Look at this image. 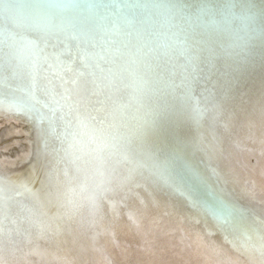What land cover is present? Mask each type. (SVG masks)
Returning <instances> with one entry per match:
<instances>
[{
    "label": "bare ground",
    "instance_id": "1",
    "mask_svg": "<svg viewBox=\"0 0 264 264\" xmlns=\"http://www.w3.org/2000/svg\"><path fill=\"white\" fill-rule=\"evenodd\" d=\"M0 165V264H264V0H0Z\"/></svg>",
    "mask_w": 264,
    "mask_h": 264
},
{
    "label": "water",
    "instance_id": "2",
    "mask_svg": "<svg viewBox=\"0 0 264 264\" xmlns=\"http://www.w3.org/2000/svg\"><path fill=\"white\" fill-rule=\"evenodd\" d=\"M14 164V163H13ZM1 166V165H0ZM23 168H25V165L24 166H21L20 168H17V171H20V170H22ZM1 180V179H0ZM1 189V188H0ZM13 194V193H12ZM15 195V194H14ZM21 195H15V197L16 198H18V197H20ZM2 199H4V198H2ZM22 203H25V200H24V198L23 197H21L20 199H19ZM18 204L21 206V204H20V202H18ZM24 219V221H23V225L25 224V223H27L28 222V220H26V219H29V220H32V216L31 217H29L28 218V214H25V215H23V216H21V217H18L17 218V222H19V221H21V220H23ZM13 237H17V234H13ZM13 237H12V239H13ZM206 243H208L207 241H206ZM205 243V244H206ZM208 245H209V243H208ZM208 248V247H207ZM214 251H215V253H216V250H215V248L213 247L212 248ZM148 250H150V248L148 249ZM10 254H11V256L9 257V258H7L6 260H3V261H7V260H10L11 258H13V257H15L17 254H18V252H19V249H17V248H15L14 250H10V251H8ZM6 253L5 255H10L9 253ZM197 253V255H196V257H191V256H188V257H190V258H197V259H201V256H202V254L201 253H199V252H196ZM212 250H211V248H208V251L207 252H203V258H206L207 257V255H209V256H211V257H219L218 259L216 258L215 260L217 261V264H227L225 261H223L222 260V258H223V256L222 255H220V254H215ZM230 261V260H229ZM233 264H238L237 262H233V261H231ZM134 264H136V263H134ZM152 264H156V263H152Z\"/></svg>",
    "mask_w": 264,
    "mask_h": 264
},
{
    "label": "snow or ice",
    "instance_id": "3",
    "mask_svg": "<svg viewBox=\"0 0 264 264\" xmlns=\"http://www.w3.org/2000/svg\"><path fill=\"white\" fill-rule=\"evenodd\" d=\"M78 56H79V53H78ZM71 57L69 56V59ZM86 58V57H85ZM53 59L57 62V63H60V59H59V55H56L53 57ZM211 81H209L210 83ZM213 87H216L215 85H213ZM226 103H227V93H225V97L224 99H220L219 103H217L215 106H214V110L215 111H218V112H224L226 110Z\"/></svg>",
    "mask_w": 264,
    "mask_h": 264
}]
</instances>
